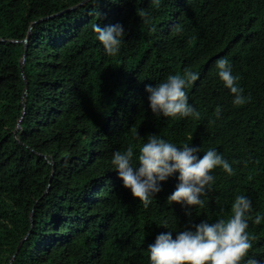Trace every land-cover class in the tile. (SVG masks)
Segmentation results:
<instances>
[{
  "label": "trees",
  "instance_id": "16d2710c",
  "mask_svg": "<svg viewBox=\"0 0 264 264\" xmlns=\"http://www.w3.org/2000/svg\"><path fill=\"white\" fill-rule=\"evenodd\" d=\"M80 1L0 0V264L21 240L10 264H148L157 233L227 217L237 194L264 214V0H95L56 14ZM94 22L124 26L117 56L103 53ZM220 57L242 105L216 74ZM185 70L199 73L187 95L200 119L153 115L144 85ZM135 132L215 147L234 173L212 170L202 209L166 202L175 174L145 208L110 169L113 151L138 148ZM247 230V255L264 261V220Z\"/></svg>",
  "mask_w": 264,
  "mask_h": 264
},
{
  "label": "clouds",
  "instance_id": "9594fccd",
  "mask_svg": "<svg viewBox=\"0 0 264 264\" xmlns=\"http://www.w3.org/2000/svg\"><path fill=\"white\" fill-rule=\"evenodd\" d=\"M87 2L94 4L95 0ZM151 3L158 7L161 0H151ZM136 14L143 18L145 24L149 23L146 11L139 9ZM91 30L106 56L119 54L126 33L121 23L102 26L94 22ZM150 30L154 31L155 25H150ZM180 30L177 26L176 31ZM215 67L223 86L232 94V104H244L247 98L243 88L236 83L238 76L233 74L229 59L218 58ZM198 76L196 71L185 70L182 74H168L155 84H145L152 114L173 119H200L201 113L189 102L187 95L188 87ZM215 114H220L219 105ZM134 135L138 140V148L134 150L129 145L122 151H113L110 169L116 170L122 185L145 208L154 201V194L160 191V182L175 174L176 183L167 195L166 202L175 201L202 209L206 203L202 196L215 180L212 170L220 168L229 176L234 173L232 165L215 147L201 151L200 146L189 143L178 146L157 134H148L146 139L137 132ZM200 152L203 154L198 156ZM230 208L229 216L221 215L213 222L201 220L176 231L174 237L172 230L157 233L146 247L148 264H264V261L247 255L252 246V238L247 230L249 221L259 224L264 220V214L253 216L252 203L247 195L242 194L234 197ZM160 224L167 227L166 221Z\"/></svg>",
  "mask_w": 264,
  "mask_h": 264
},
{
  "label": "water",
  "instance_id": "95a60500",
  "mask_svg": "<svg viewBox=\"0 0 264 264\" xmlns=\"http://www.w3.org/2000/svg\"><path fill=\"white\" fill-rule=\"evenodd\" d=\"M86 2H87V0H82V1H80L79 3H77L76 5H73V6L69 7V8H66V9H64V10H61V11H59V12L56 13V14H62V13L67 12V11H69V10L75 9L76 7L81 6V5H83L84 3H86ZM56 14H52V15H50V16H46V17L40 18V19H38V20L35 21V22H39V21H41V20H43V19H46V18H49V17H53V16H55ZM32 23H34V22H32ZM31 25H32V24H31ZM31 25H30L29 28H28V31H27V33H26L25 38L22 40L23 43H24V51L26 50V42H27L28 37H29V34H30ZM24 54H25V52H24ZM23 59H24V55H23V57L21 58V61H20V63H19V66H20L21 72H22V61H23ZM23 80L25 81L24 76H23ZM26 88H27V83H26V81H25V90H24V92H23V96H24L25 93H26ZM24 108H25V103L23 102V104H22V115H23V113H24ZM22 115H21L20 118L18 119V122H17L16 127H15L16 130L20 127V122H21ZM47 189H48V186L46 187V190L44 191V193L47 191ZM44 193H43V194H44ZM30 217H31V215H30ZM21 242H22V240L19 242V244H18V246H17V249H16V251L14 252V254L11 256L10 262H11V260L14 258V256L16 255V253H17V251H18V248H19ZM10 262H9V264H10Z\"/></svg>",
  "mask_w": 264,
  "mask_h": 264
}]
</instances>
